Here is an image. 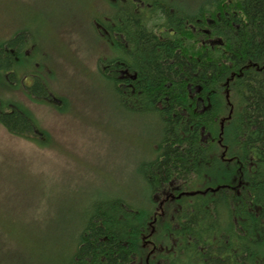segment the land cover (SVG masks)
Here are the masks:
<instances>
[{
  "label": "trees",
  "instance_id": "trees-1",
  "mask_svg": "<svg viewBox=\"0 0 264 264\" xmlns=\"http://www.w3.org/2000/svg\"><path fill=\"white\" fill-rule=\"evenodd\" d=\"M143 1L138 8L108 0L89 23L112 47L100 57V74L115 97L158 118L156 147L137 167L145 204L119 194L100 199L85 213L65 264H264V0H206L193 11H176L169 0ZM130 42L135 51L127 57ZM28 45L19 32L1 39L0 77L19 85L21 71L35 77L19 67L30 59ZM116 48L139 70L142 106L127 105V92L118 93L127 80L114 82ZM47 85L38 75L28 93L33 98L43 88L51 96ZM21 104L0 99V123L35 142L37 128L51 141ZM160 191L176 197L164 205L173 203L169 219L156 218L160 233L151 234Z\"/></svg>",
  "mask_w": 264,
  "mask_h": 264
},
{
  "label": "rangeland",
  "instance_id": "rangeland-1",
  "mask_svg": "<svg viewBox=\"0 0 264 264\" xmlns=\"http://www.w3.org/2000/svg\"><path fill=\"white\" fill-rule=\"evenodd\" d=\"M105 1L0 0V41L23 33L30 59L19 67L35 75L21 71L22 85L8 74L0 77V99L21 102V110L51 134L48 142L36 131L35 142L0 123V264H65L85 213L100 199L119 194L135 206L145 204L137 167L156 147L159 123L154 115L125 107L102 79L100 57L112 47L94 35L89 16L105 11ZM169 1L176 11H193L206 0ZM38 75L54 99L43 88L35 97L43 102L31 98L25 86ZM154 195L158 212L151 234L160 233L156 218L169 219L173 203L168 209L165 203L176 197ZM143 240L155 246L150 236Z\"/></svg>",
  "mask_w": 264,
  "mask_h": 264
},
{
  "label": "flooded vegetation",
  "instance_id": "flooded-vegetation-1",
  "mask_svg": "<svg viewBox=\"0 0 264 264\" xmlns=\"http://www.w3.org/2000/svg\"><path fill=\"white\" fill-rule=\"evenodd\" d=\"M118 1V0H117ZM190 8V7H188ZM117 37V36H116ZM135 51V47L132 42L127 44L125 48V52L128 55L127 57L133 56ZM118 49H115V57H113V79L116 86H120L121 84L117 82V78L120 77L122 81L127 80V84H123V89L121 94L124 95V91L127 92L126 104L127 105H144V96L145 89L141 88L138 79L139 70H135L134 67L130 64V61L127 59H123L122 57H118ZM134 69V70H133ZM119 91V90H118Z\"/></svg>",
  "mask_w": 264,
  "mask_h": 264
}]
</instances>
